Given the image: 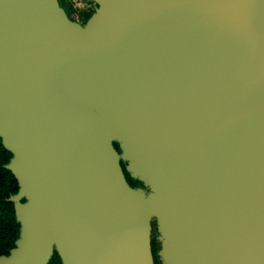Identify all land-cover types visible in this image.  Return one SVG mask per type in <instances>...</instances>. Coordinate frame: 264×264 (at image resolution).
Masks as SVG:
<instances>
[{"label": "water", "instance_id": "obj_1", "mask_svg": "<svg viewBox=\"0 0 264 264\" xmlns=\"http://www.w3.org/2000/svg\"><path fill=\"white\" fill-rule=\"evenodd\" d=\"M89 1L0 0V264H264V0Z\"/></svg>", "mask_w": 264, "mask_h": 264}, {"label": "trees", "instance_id": "obj_2", "mask_svg": "<svg viewBox=\"0 0 264 264\" xmlns=\"http://www.w3.org/2000/svg\"><path fill=\"white\" fill-rule=\"evenodd\" d=\"M114 148L119 150L117 143H114ZM13 154L7 150L0 138V257L9 256L10 251L15 248V243L19 239L21 225L17 220L15 213L14 202L11 198L16 196L19 192V183L15 175L8 168ZM122 170L125 174L126 181L133 189H144L143 184L131 178L130 174L125 169V163H122ZM21 202H25L22 200ZM153 234L155 232V224L152 225ZM150 249L153 257V264H160L156 254L159 250V243L154 239L150 240ZM47 264H62L58 253L53 250Z\"/></svg>", "mask_w": 264, "mask_h": 264}, {"label": "rangeland", "instance_id": "obj_3", "mask_svg": "<svg viewBox=\"0 0 264 264\" xmlns=\"http://www.w3.org/2000/svg\"><path fill=\"white\" fill-rule=\"evenodd\" d=\"M57 1H58V4H59V7L65 12V14L67 15L68 19H70L71 21H73V22H75V23H77V24H79L81 26H85L88 23L89 19L95 14L96 9L98 7L96 3L92 2V1H89V0H57ZM114 143H116V142H112L113 148H114ZM115 151L121 157V153L122 152H121L120 148H119V150L115 149ZM122 163H123V161L121 159H119V164L121 166V169H122ZM124 163H125V167H127L128 162H124ZM122 172H123V170H122ZM123 174H124V172H123ZM124 177H125V174H124ZM125 179H126V177H125ZM143 190L145 192H148V189L145 186H144ZM155 227H156V225H155ZM152 237H154V239L156 241L158 240V237H159V235L157 233V230H155V232L153 234V228H152V231H151V238ZM156 257H157L158 261L160 262V264H162V262L160 261V257L157 256V254H156Z\"/></svg>", "mask_w": 264, "mask_h": 264}]
</instances>
